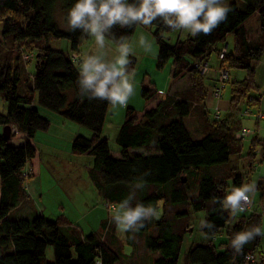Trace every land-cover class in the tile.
Here are the masks:
<instances>
[{
  "label": "trees",
  "instance_id": "trees-1",
  "mask_svg": "<svg viewBox=\"0 0 264 264\" xmlns=\"http://www.w3.org/2000/svg\"><path fill=\"white\" fill-rule=\"evenodd\" d=\"M75 2L0 0V97L7 105L5 113H0V126L17 128L10 139L0 136V264H135L137 238L148 253L159 255L151 264H179L192 212L204 213V221L215 227L211 232L202 228L208 242L189 249L184 264H264L260 236L246 244L241 253L231 248L234 233L260 224L253 212L237 217L238 222L232 225L234 215L220 203L232 188L252 182L259 171L256 160L264 164V137L242 125L245 118L253 119L250 109L258 108L263 98L255 67L264 54V0H227L232 11L211 34H189L172 45L166 43L163 34L173 30L159 21L149 26L156 29L157 67L162 69L170 62L172 78L186 75L189 83L163 98L154 87L143 86V98L156 104L140 117L134 109H127L116 138L118 156L112 155L104 134L111 104L81 96L77 83L80 67L71 55L49 45L52 40H67L76 55L81 42L89 38L79 30H69L67 15ZM57 10L66 29L56 21ZM138 26H116L112 32L130 39ZM105 39L118 45L109 36ZM3 41L21 47L20 51L3 52ZM32 43L37 44V52L23 56ZM222 43V48L229 49L224 60L229 68L231 99L226 114L214 112L220 114L217 119L212 117L206 99L212 96L210 86L217 85L219 76L213 78L212 72L203 73L202 68L208 63L206 57L220 50ZM23 58L36 61L34 73L22 64ZM131 61L134 69L136 61ZM237 70L246 71V77L231 79L230 72ZM37 103L91 131V137L73 140L72 152L93 158L89 177L104 202L118 206L135 191L134 203L157 207L158 218L145 221L136 233L125 232L122 240L112 218L101 223L99 232L83 235L66 219L52 220L36 212L28 218L12 216L25 194L24 170L37 154L33 140L38 132L50 128V121L35 109ZM193 117L196 120L190 121ZM243 129L252 132L248 147L238 138ZM16 134L24 140L20 146L10 144ZM249 156L255 160L245 171L239 165ZM141 178L145 186L134 188ZM260 190L264 201V188ZM125 239L134 257L122 256L120 247ZM49 248L52 255L48 262ZM257 253L262 256L259 262L247 259Z\"/></svg>",
  "mask_w": 264,
  "mask_h": 264
},
{
  "label": "rangeland",
  "instance_id": "rangeland-1",
  "mask_svg": "<svg viewBox=\"0 0 264 264\" xmlns=\"http://www.w3.org/2000/svg\"><path fill=\"white\" fill-rule=\"evenodd\" d=\"M55 18L61 29H66L68 27L59 10H57ZM155 31L156 29L154 27L139 25L134 35L128 39V44L131 46L133 53L130 59L133 58L136 61L134 73L131 77L134 91L129 97L127 106H110L104 130V134L108 138L111 153L114 156H118L120 153V148L116 142V138L120 128L125 122L127 109H134L136 114L140 117L143 115L145 110L148 109L147 107L156 104L155 101L150 104V101L147 102L143 98V86L154 88L157 86L155 88L157 91H164V93H168L170 91V87H172V90H175L176 88L187 87L186 85L189 83V79H187L186 75L181 78L179 77L174 79L167 74L168 71H170V63H167L162 69L157 67L156 60L159 54V47L154 36ZM189 34V32L184 30H175L166 32L163 35L166 43L172 45L179 39V37H181V39H186ZM141 36H144L146 41L151 45L150 51H146L145 47L141 46L139 42ZM228 43L232 45L230 37L228 39ZM49 45L53 49L64 51L65 53L71 55L72 58L74 57L71 43L67 40H52ZM105 45L106 47L103 51L106 53L107 58L116 59L119 56V45H116L107 39H105ZM36 46V43L29 44L28 47L30 50H28L29 52L27 51L28 54L27 52L23 53V56H34L37 52ZM20 49L21 47L12 45L9 42H2L3 52L10 50L17 52L20 51ZM96 49L97 44L95 37H89L88 39L83 40L79 47V52L76 53V55L78 54L77 59L75 60L73 58V61L78 67H80L83 60L90 54H94ZM228 50L229 49L221 48L220 50L214 51L215 53L212 54L211 58L212 65H208L209 72L207 74L211 72V68H213L214 71L217 70V67L218 69L220 68L219 74L222 68L229 70L224 60L226 55L229 54ZM222 53L225 54L223 59L219 58ZM210 55L206 58L209 59ZM35 62L36 61L33 59L26 61L23 58L22 64L25 63L27 65L28 72L34 73ZM262 68H264V54L261 59L259 70L256 71V80L260 85L259 94L263 95L261 108L264 110V76L261 78L260 72ZM246 75L247 73L244 70L230 72L231 79L236 78L238 80H242L246 77ZM228 83L229 81H226L222 95L224 100L227 102L231 99V86L230 84L228 85ZM215 84L212 87L210 86L211 92L216 90L219 85V81H217L216 86ZM6 106L7 105L2 97H0V113H5ZM34 107L50 121V128L46 132H38L33 140V144L37 149L36 157L31 160L33 171L24 170V188L26 193L21 199V206L14 210L12 216L18 218H28L32 216L30 215L32 214L31 212H36L35 215L44 216L52 220L66 219L83 235H88V233L91 232H99L101 223L103 221H107L109 218H112V214L116 210L117 206L104 202L99 196L98 190L91 182L89 173L93 167V158L90 155H76L72 152L73 140L78 136L91 137V131L75 122L62 118L57 113L44 109L38 103L35 104ZM253 110L257 111V108L254 107ZM222 113H224V111ZM211 115L212 117L214 116L213 110L211 111ZM262 115L264 116V113H262ZM195 120L196 119L194 117L190 118V121ZM257 123L258 124H256L254 118H245L242 125L251 131H260L262 137H264V121ZM189 127L193 130L192 126L189 125ZM4 128L5 126H0V136H3ZM15 131H17V128L15 126H11V132L13 133ZM193 137L194 139H198V137L194 135ZM252 139L253 136L246 137L243 139V142L248 147ZM23 142L24 140L16 134L12 137L10 144L13 146H20ZM253 151L254 150H252V152ZM147 152L154 153L152 150H147ZM254 160L255 159L249 156L242 160L239 166L241 169L243 168V170L248 171V165H251V162ZM254 165H258L257 167H259V171L253 175L252 182L250 183L255 184L256 186V191L252 197V203L244 212H237L234 216H232V225L235 222H238L236 219L237 217H240L241 215H248L250 214V211L253 212L252 216H255L253 218L257 219L260 223L264 220V201L261 197L262 190H260V188H264V164L260 165V163L256 160ZM214 172L215 174L219 173L218 170H214ZM248 175H250V172ZM258 186L260 188L257 189ZM31 190L33 191L32 195L30 193ZM250 206L252 208H250ZM190 215L189 225L187 223V227L185 229L186 237L183 243L179 264L185 263V257L189 249L195 245L206 244L208 242V238L202 232L201 227V220L205 219V214L192 212ZM118 236L123 240L125 238V232L118 230ZM220 237L224 238L225 235H221ZM123 242L125 245L120 247L122 256L124 257V255H126L134 257V255H132V248L128 247L126 239ZM261 245V250L264 254V237L261 239ZM137 249L134 261L136 262L135 264H151L153 258L159 257L156 253L153 255L148 253L143 248L142 240L138 238ZM51 252L52 251L49 248L47 250L48 262L51 259ZM256 255L257 256L254 257L253 261H251L252 263L259 262L262 256H264H260L259 253Z\"/></svg>",
  "mask_w": 264,
  "mask_h": 264
},
{
  "label": "clouds",
  "instance_id": "clouds-1",
  "mask_svg": "<svg viewBox=\"0 0 264 264\" xmlns=\"http://www.w3.org/2000/svg\"><path fill=\"white\" fill-rule=\"evenodd\" d=\"M230 11L232 9L227 0H76L67 15L69 30H79L83 36L95 37L97 44L96 52L87 56L79 68L77 83L81 96L90 100H106L114 106H127L133 94L131 77L134 69L130 67L132 49L127 36H115L112 32L114 27H148L159 21L170 30H184L196 37L201 33L211 34L227 19ZM106 36L119 45L116 59L107 58L103 51ZM139 42L146 51L151 50L144 36L140 37ZM144 186L141 178L133 187L142 189ZM255 191V184L245 183L234 187L220 202L221 206L230 209L233 215L244 212L252 203ZM135 200V191H131L112 214V222L118 230L136 233L145 226V221L158 218L157 207L134 203ZM201 227L211 232L215 225L201 220ZM257 236L264 237V220L259 225L234 233L231 248L241 253L243 247Z\"/></svg>",
  "mask_w": 264,
  "mask_h": 264
},
{
  "label": "crops",
  "instance_id": "crops-1",
  "mask_svg": "<svg viewBox=\"0 0 264 264\" xmlns=\"http://www.w3.org/2000/svg\"><path fill=\"white\" fill-rule=\"evenodd\" d=\"M223 47V43L222 44H219L218 45V48L219 49H221ZM213 53H215V52H213ZM212 53V54H213ZM212 54L210 55V58L207 60V62H208V65L210 64V65H212L211 64V58H212ZM263 57V56H262ZM262 59V58H261ZM170 63V62H169ZM260 63H261V60L259 61V62H257V64H256V71L257 70H259V67H260ZM170 65H171V63H170ZM171 67H172V65H171ZM171 67H170V71H168V75H170L171 77H172V75H171ZM213 67V66H212ZM220 69V68H219ZM219 69H218V67H217V70H213V68H211V72L213 73L212 75H211V77H215V78H218V76H219ZM261 78L264 76V68H262L261 69ZM157 86H155V88H156ZM171 90H172V87H170V93H171ZM160 92V94H159V96L161 97V98H163V97H165L168 93H164V91H159ZM223 95V94H222ZM262 100V99H261ZM152 103H154V102H150V104H152ZM206 103H207V106H208V109H210L211 111L213 110L214 112L216 111V110H220L221 111V113L224 111V113H222V116L224 115V114H226L227 112H228V106H229V102H227V101H225L224 100V98H223V96H222V98L220 99V100H217V99H215V98H213V96H208L207 97V99H206ZM155 106V104H153V105H150L149 107H147V108H150V107H154ZM250 111H252L254 114H252L253 115V118L255 119V122L257 123V121L260 123L261 121H259V120H257L256 119V116L259 114V113H264V110L261 108V102H260V105H259V107L257 108V111H254L253 110V108L252 109H250ZM226 112V113H225ZM107 116H108V114H107ZM106 120H107V117H106ZM257 120V121H256ZM105 125H106V123H105ZM104 130H105V128H104ZM258 133H259V135H261V133H260V131H258ZM262 137V136H261ZM259 168V167H258ZM25 170H27V171H30V170H32V163L31 162H29L28 164H27V166H26V168H25ZM33 171V170H32ZM32 173V172H31ZM33 174V173H32ZM30 180V179H29ZM30 182V181H29ZM29 185V184H28ZM29 189H30V187H29ZM25 193H26V191H25ZM30 193H31V195L33 194V191L31 190L30 191ZM28 195V194H27ZM28 198H29V196H28ZM19 206H21V204L19 205ZM18 206V207H19ZM18 207L16 208V209H18ZM250 208H251V206H250ZM15 209V210H16ZM31 213H33V212H31ZM70 223V222H69Z\"/></svg>",
  "mask_w": 264,
  "mask_h": 264
},
{
  "label": "built area",
  "instance_id": "built-area-1",
  "mask_svg": "<svg viewBox=\"0 0 264 264\" xmlns=\"http://www.w3.org/2000/svg\"><path fill=\"white\" fill-rule=\"evenodd\" d=\"M224 57H225V54L222 53L219 58L223 59ZM73 58L76 60L77 59V55H74ZM202 70H203V73L209 72L208 64H205L203 66ZM228 79H229V71H228V69L222 68L221 72L219 74V85H218V87L216 88V90L212 94L213 98H215L217 100H220L222 98L223 88H224V85H225L226 81H228ZM214 116L217 119H219L220 118L219 112L216 113ZM256 119L259 120V121H264V116L262 115V113H259L256 116ZM15 132H17V131H15ZM251 134H252V132L250 130L243 129V130H241L239 132L238 138H243L244 139L246 137H250ZM247 259L253 261L254 257L253 256H248Z\"/></svg>",
  "mask_w": 264,
  "mask_h": 264
},
{
  "label": "water",
  "instance_id": "water-1",
  "mask_svg": "<svg viewBox=\"0 0 264 264\" xmlns=\"http://www.w3.org/2000/svg\"><path fill=\"white\" fill-rule=\"evenodd\" d=\"M11 126H5L4 128V133H3V136L4 138L7 140V139H10L11 137ZM13 133H17V132H13Z\"/></svg>",
  "mask_w": 264,
  "mask_h": 264
}]
</instances>
